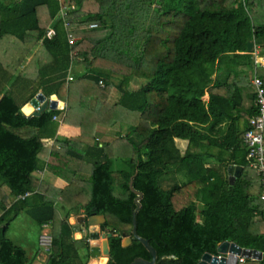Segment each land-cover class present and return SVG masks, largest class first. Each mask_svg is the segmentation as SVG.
I'll use <instances>...</instances> for the list:
<instances>
[{"label":"trees","instance_id":"trees-1","mask_svg":"<svg viewBox=\"0 0 264 264\" xmlns=\"http://www.w3.org/2000/svg\"><path fill=\"white\" fill-rule=\"evenodd\" d=\"M262 1L66 0L64 19L60 0H0V41L15 39L0 61V264H32L8 235L21 214L52 225L45 264H88V234L76 238L69 221L80 207L106 217L107 264L152 259L136 237L123 244L135 210L155 264H198L226 240L263 252L238 264H264L262 183L243 140L258 111L255 72L264 82L247 50L254 40L264 54V22L252 13ZM40 90L67 107L29 117L22 108ZM54 116L81 133L55 138ZM118 124L127 147L114 152L99 134ZM230 164L243 167L232 184Z\"/></svg>","mask_w":264,"mask_h":264},{"label":"water","instance_id":"water-1","mask_svg":"<svg viewBox=\"0 0 264 264\" xmlns=\"http://www.w3.org/2000/svg\"><path fill=\"white\" fill-rule=\"evenodd\" d=\"M255 48V41L250 40L247 44L248 52H252ZM30 102L34 105L35 110L33 113L28 115L29 117L38 116L45 110L51 109H64L65 102L63 100H55L47 98L44 93H37ZM243 167L236 164H230L228 166V175L230 183H234L235 179L240 175ZM133 182L131 180L130 185L133 191L138 193L136 202L138 207L140 206V198L143 196V193L136 191L133 188ZM77 222L79 226H84L87 224L88 232V241L90 243L91 256L100 257L104 260V264L110 259L111 250L109 246V237L112 236L110 231H102L101 225L106 222V217L104 214H92L89 217H86L83 214V210L80 207L79 215L77 217ZM132 236L140 240L144 246L149 250L152 255V259L148 260L143 257L135 258L130 264H155L157 260V252L154 246L149 242L147 238L140 236L137 233L136 226V210L133 213V228L130 231H127L124 235L123 244L128 245L132 241ZM239 256H244L247 258L262 259L263 252L258 249L245 248L241 247L235 242L232 241H223L218 246V254H212L210 252H205L198 264H238Z\"/></svg>","mask_w":264,"mask_h":264},{"label":"built area","instance_id":"built-area-1","mask_svg":"<svg viewBox=\"0 0 264 264\" xmlns=\"http://www.w3.org/2000/svg\"><path fill=\"white\" fill-rule=\"evenodd\" d=\"M61 1V11L60 15L62 18L65 19V16L70 12L72 9H74L73 5H69L66 0H60ZM244 1V0H242ZM65 26L67 30L69 29V22H65ZM54 34V30L51 28L47 32V36L51 37ZM69 43L74 44L76 41V37L73 36L70 32L68 33ZM255 49V48H254ZM254 60L255 65H264V56H259L258 54H254ZM256 70V69H255ZM73 75L70 72L68 74V80H73ZM252 83L255 85L257 90V105H258V111L257 113L251 117L250 119V125L249 128L246 130L244 134V144L247 147L248 154L247 159L249 162L250 167H252L258 176L261 179L262 183V193H261V199L264 201V82L263 80L256 75H254V78L252 80ZM100 85H104L103 80L99 81ZM62 116H54V120H58L61 122ZM29 195V193L24 194L22 197H25ZM50 222L45 223L43 225V231L40 235L39 242L41 247L44 250H48L52 245V234L49 230ZM244 256H239L238 262H244L245 261Z\"/></svg>","mask_w":264,"mask_h":264},{"label":"rangeland","instance_id":"rangeland-1","mask_svg":"<svg viewBox=\"0 0 264 264\" xmlns=\"http://www.w3.org/2000/svg\"><path fill=\"white\" fill-rule=\"evenodd\" d=\"M252 7H251V12H252ZM253 13V18L255 19V16H254V11L252 12ZM257 22V21H256ZM259 23V22H257ZM10 41H15V39L9 35H6L1 41H0V51L2 53H0V61L3 62L4 65H7V61H6V58L4 56V54H7V53H10L12 48H10L9 46V42ZM15 53H16V56L17 55H20V54H23L25 49L24 47H14L13 48ZM138 80H134L133 84H132V87L133 88H137L139 85L137 83ZM123 125L124 124H118L114 127H108L106 129H102V130H108L104 133H107L110 134V136H108V139L106 138H102V140L105 142V143H108L110 142L112 139V136H116L117 135V138H114L116 140H113L115 142H112L113 144V151L116 152L120 146H123L124 145V148L127 147V145L125 144L126 141L124 140H121V138L119 137L118 135V132L120 130L124 131L123 129ZM184 142H186L185 140H183ZM180 143V146L181 148H184L186 146V143H182V141L180 140L179 141ZM115 143V144H114ZM128 149L130 150V147L128 145ZM79 215V214H78ZM78 215L74 216L73 218L69 219L71 223H75L77 224L76 225V229H75V237L76 238H82L84 235L87 234L86 230H85V226H82V229L80 230L79 229V224L77 222V217ZM198 218L201 219V216L200 214L198 213ZM39 232H40V229L38 227V225L34 222V220L29 217L28 215L26 214H21L16 220H14L12 222V224L10 225V229H9V232H8V235L13 239L15 240L17 243L23 245L27 251V255L29 257V259H33L35 253H36V249H38V246L35 244V242L37 241L38 239V236H39ZM83 235V236H82ZM82 236V237H81ZM124 240V239H123ZM94 258L93 256H91L88 260V264H89V261L90 259ZM100 259L101 261V264H104V260L101 259L100 257H97Z\"/></svg>","mask_w":264,"mask_h":264},{"label":"crops","instance_id":"crops-1","mask_svg":"<svg viewBox=\"0 0 264 264\" xmlns=\"http://www.w3.org/2000/svg\"><path fill=\"white\" fill-rule=\"evenodd\" d=\"M261 3H262V4H261ZM254 16H255V19H254L255 21H257V22H259V23L264 22V1L258 3V9H254ZM252 52H253V54L256 53V54H258L259 56H264V54L259 53L258 49H256V48H255ZM33 54H34V53L32 52V53H30V54L28 55L27 62L23 65L24 68L29 64L28 62L30 61L31 57H33ZM79 69H80L81 73H82V72H85V70H81V68H79ZM29 70H30V68H29ZM31 70H33V67L31 68ZM238 82L241 83V84H247V78H245V77L239 78V79H238ZM39 92L43 93L41 90H40ZM39 92H38V93H39ZM46 97H47V96H46ZM205 97L207 98L208 95H206ZM47 98L55 99V100H61L56 94L52 95L51 97H47ZM64 102H65V101H64ZM27 105H30V107H31L30 110H25V107H26ZM65 107H67V103H66V102H65ZM22 110H23V112H24L26 115H30L31 113L34 112L35 107H34V105H33V104L30 102V100H29V101L23 106ZM61 118H62V120H61V122H60V124H59V126H58L57 136H56L55 138H57V137H58V138H60V137H75V136H78V135L81 133V130H80L79 127H76V126H73V125L66 124V123L63 122V116H62ZM106 128H108V127H102V129H106ZM102 129H100V134H99V136H100L99 139H100L101 141H103L102 138H106V139H108V136H110V134H108V132H107V133H104V132H106V131H108V130H102ZM103 131H104V132H103ZM55 138H54V140L51 141V144H50V145H52L53 142H55V140H56ZM114 138H117V135H116V136H112V139H113V140H116V139H114ZM113 140H111V141L108 142V143H111V144H112V142H115V141H113ZM178 141H180V140H178ZM181 141H182V143H186V142H184L183 140H181ZM103 142H104V141H103ZM179 143H180V142H179ZM48 150H49V149H47V150L44 152L45 157L47 156ZM242 170H243V169H242ZM43 173H44L43 170L38 171V174H39L40 176H42ZM55 185H56L57 187L62 188V187H64V186L66 185V182H65L64 180H62L61 178H58V179L55 181ZM57 206H60L59 203H57ZM79 210H80V209H79ZM76 215H78V214L72 213V214H71V217H70L69 219L73 218V217L76 216ZM69 221H70V220H69ZM70 223H71V222H70ZM72 224H73V223H72ZM76 225H77V224H75V223L73 224L74 230L76 229ZM79 229H80V226H79ZM49 230L52 232V225H51V224H50ZM42 231H43V229L41 228V229H40V232H39L38 239H37V241L35 242V244L38 246V249H36V253H35L33 259H31L32 264H45V263L47 262L48 255H47L46 251L43 250V248L41 247L40 242H39V238H40V235L42 234ZM82 236H83V235H82ZM82 236H81V237H82ZM91 260H93V258L90 259V261H91ZM97 260H99V264H101L100 259H97ZM90 261H89V264H90Z\"/></svg>","mask_w":264,"mask_h":264},{"label":"bare ground","instance_id":"bare-ground-1","mask_svg":"<svg viewBox=\"0 0 264 264\" xmlns=\"http://www.w3.org/2000/svg\"><path fill=\"white\" fill-rule=\"evenodd\" d=\"M30 109H31L30 105H27L25 107V110H30ZM97 259H99V258L94 257L93 260L90 261V264H99V260H97Z\"/></svg>","mask_w":264,"mask_h":264},{"label":"flooded vegetation","instance_id":"flooded-vegetation-1","mask_svg":"<svg viewBox=\"0 0 264 264\" xmlns=\"http://www.w3.org/2000/svg\"><path fill=\"white\" fill-rule=\"evenodd\" d=\"M85 226V230L87 231V229H88V227H87V224H85L84 225ZM82 229V226L80 227V230ZM101 229H102V225H101ZM102 231H103V229H102ZM104 232V231H103ZM87 234H88V232H87Z\"/></svg>","mask_w":264,"mask_h":264}]
</instances>
